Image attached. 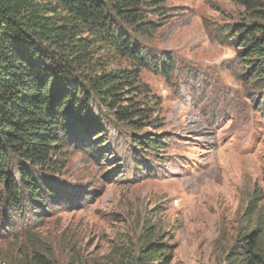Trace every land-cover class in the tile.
Instances as JSON below:
<instances>
[{"label": "rangeland", "instance_id": "1", "mask_svg": "<svg viewBox=\"0 0 264 264\" xmlns=\"http://www.w3.org/2000/svg\"><path fill=\"white\" fill-rule=\"evenodd\" d=\"M160 1L162 14H148L155 30L133 33L150 63L173 61L138 72L144 126L92 99L109 140L76 135L56 173L41 171L47 205L0 213V264H136L149 243L167 264H243L257 230L264 264V82L250 80L227 33L254 18L234 0ZM94 47L97 71L130 68L116 46ZM146 133L160 151L134 147L131 137Z\"/></svg>", "mask_w": 264, "mask_h": 264}, {"label": "trees", "instance_id": "2", "mask_svg": "<svg viewBox=\"0 0 264 264\" xmlns=\"http://www.w3.org/2000/svg\"><path fill=\"white\" fill-rule=\"evenodd\" d=\"M52 1L43 6L34 0H0V213L7 215H23L30 207L38 212L47 205L53 190L41 171L56 173L63 149L76 135L109 140L90 107L92 99L118 121L140 129L147 115L134 101L138 72H167L173 63L169 57L150 63L133 35L155 30L148 14H162L160 0ZM234 1L254 21L228 28V41L238 48L250 80L264 82V5ZM97 39L116 46L130 68L97 71L92 61ZM130 141L140 153L162 149L157 134ZM259 232L247 235L243 264H259ZM163 250L149 243L136 264H167L169 255L156 257Z\"/></svg>", "mask_w": 264, "mask_h": 264}]
</instances>
